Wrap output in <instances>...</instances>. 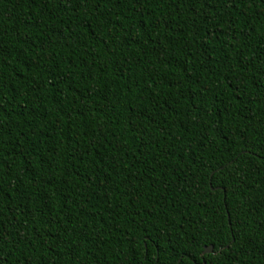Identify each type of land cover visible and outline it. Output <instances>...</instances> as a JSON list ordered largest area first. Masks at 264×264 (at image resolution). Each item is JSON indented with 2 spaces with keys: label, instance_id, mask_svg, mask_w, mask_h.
Listing matches in <instances>:
<instances>
[{
  "label": "trees",
  "instance_id": "obj_1",
  "mask_svg": "<svg viewBox=\"0 0 264 264\" xmlns=\"http://www.w3.org/2000/svg\"><path fill=\"white\" fill-rule=\"evenodd\" d=\"M0 264H264V0H0Z\"/></svg>",
  "mask_w": 264,
  "mask_h": 264
},
{
  "label": "water",
  "instance_id": "obj_2",
  "mask_svg": "<svg viewBox=\"0 0 264 264\" xmlns=\"http://www.w3.org/2000/svg\"><path fill=\"white\" fill-rule=\"evenodd\" d=\"M213 250V246L212 245H208L204 247L203 253L204 252H211Z\"/></svg>",
  "mask_w": 264,
  "mask_h": 264
}]
</instances>
